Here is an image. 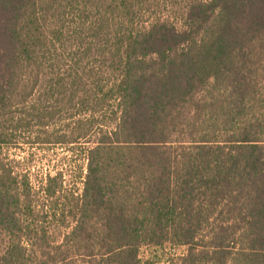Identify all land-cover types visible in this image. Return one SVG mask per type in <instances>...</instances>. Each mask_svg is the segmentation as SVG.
I'll use <instances>...</instances> for the list:
<instances>
[{"label": "trees", "instance_id": "16d2710c", "mask_svg": "<svg viewBox=\"0 0 264 264\" xmlns=\"http://www.w3.org/2000/svg\"><path fill=\"white\" fill-rule=\"evenodd\" d=\"M158 1L0 0V264H264V0ZM37 89L78 109L79 192L2 155L20 104L60 113Z\"/></svg>", "mask_w": 264, "mask_h": 264}, {"label": "rangeland", "instance_id": "374dc122", "mask_svg": "<svg viewBox=\"0 0 264 264\" xmlns=\"http://www.w3.org/2000/svg\"><path fill=\"white\" fill-rule=\"evenodd\" d=\"M184 0H160L156 3V10L161 14L171 16L175 20L179 18L178 10L183 6ZM71 46V45H68ZM91 64L94 63V56L89 58ZM42 89L35 91L34 97H40L38 93ZM39 100V101H38ZM37 100V106L40 104L47 105L48 109L56 110L61 107L60 113L57 112L51 119V125L46 128V132L41 131L38 127L33 125V121L24 112V108L28 105L20 104L13 112L15 117L23 116L24 121H28L24 125H19L16 128V133L13 138V143L2 147L1 152L5 158L11 159V164L15 166L20 174L27 173L34 186L39 188L47 173L55 174L61 170L65 178V186L69 190L79 192L82 187V173L86 168L85 148L91 142L81 143L74 142H56V138L61 134H66L65 138L62 136L61 140L74 138L77 135V112L78 109L74 105L70 109H64L62 103L55 102L54 99L46 98ZM69 111V114L67 113ZM70 113H73L70 115ZM76 114V115H75ZM30 120V122H29ZM49 141H46V140ZM71 140V139H70ZM52 234L57 240L62 237V232L66 229L58 226L56 223L51 227ZM4 240L2 243L4 244ZM186 250L185 246L166 243L163 247L143 246L140 250V258L142 261H155L153 264H165L166 260L172 256L177 257ZM160 258V261L158 259Z\"/></svg>", "mask_w": 264, "mask_h": 264}]
</instances>
